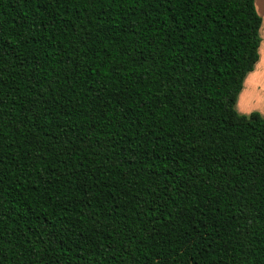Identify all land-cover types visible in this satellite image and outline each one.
Segmentation results:
<instances>
[{
  "label": "trees",
  "instance_id": "16d2710c",
  "mask_svg": "<svg viewBox=\"0 0 264 264\" xmlns=\"http://www.w3.org/2000/svg\"><path fill=\"white\" fill-rule=\"evenodd\" d=\"M253 0H0V264H264V117L234 109Z\"/></svg>",
  "mask_w": 264,
  "mask_h": 264
},
{
  "label": "rangeland",
  "instance_id": "374dc122",
  "mask_svg": "<svg viewBox=\"0 0 264 264\" xmlns=\"http://www.w3.org/2000/svg\"><path fill=\"white\" fill-rule=\"evenodd\" d=\"M256 6L260 10L261 7L264 9V0H256ZM264 17V16H263ZM262 39V44H259V51H257V55L260 56V54L264 57V28H262L261 31V38ZM262 60V58H261ZM262 72L258 71L249 79H246L245 81V86H244V91L236 100L235 104V111H240V112H247L250 114V112H257L258 114L260 111H258V107H262L264 105V98L263 101L260 98V94L262 91H264V77H262L259 81V78H257V75H260ZM264 73V72H263ZM256 83L255 85L253 83ZM264 94V92H263ZM252 109V110H251ZM244 115V114H241ZM246 115V114H245Z\"/></svg>",
  "mask_w": 264,
  "mask_h": 264
},
{
  "label": "crops",
  "instance_id": "0c3cea01",
  "mask_svg": "<svg viewBox=\"0 0 264 264\" xmlns=\"http://www.w3.org/2000/svg\"><path fill=\"white\" fill-rule=\"evenodd\" d=\"M256 0H253V3H254V8H255V11H256V13H257V15L259 16V18H260V26H259V30H258V37H259V44L261 45L262 43V39H260L261 38V31H262V28H264V9H263V7H261V9L259 10L258 9V7L256 6V2H255ZM259 47V46H258ZM257 51L260 53V51H259V48L257 49ZM261 58H262V60H261ZM257 70L258 71H260V72H262L260 75H257V78H259V81H260V79L262 78V77H264V57L260 54V56L259 55H257V61L255 62V64H254V66H253V68H252V70L249 72V73H247L246 75H245V77H244V79H243V81H242V85H241V89H240V91H239V93H238V95H237V97H236V100H238V98L240 97V95L243 93V91H244V86H245V81H246V79H249V78H251L256 72H257ZM252 79V78H251ZM264 79V78H263ZM253 83V82H252ZM254 85L256 84V83H253ZM263 92L264 91H262L261 92V94H260V98H262L261 100L263 101V98H264V94H263ZM236 100H235V104L237 103L236 102ZM235 104H234V107H235ZM252 110V109H251ZM258 111H260V113H259V115L261 116V117H264V105H262V107H258V109H257ZM236 113H238L239 115H241V114H244V116H246V115H248L249 113H247V112H240V111H236ZM251 113V112H250ZM257 113V112H256ZM246 114V115H245Z\"/></svg>",
  "mask_w": 264,
  "mask_h": 264
}]
</instances>
